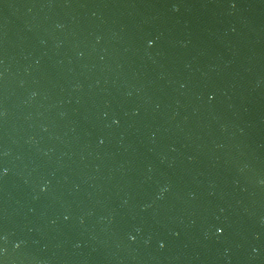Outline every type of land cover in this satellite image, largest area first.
<instances>
[{"label":"water","instance_id":"obj_1","mask_svg":"<svg viewBox=\"0 0 264 264\" xmlns=\"http://www.w3.org/2000/svg\"><path fill=\"white\" fill-rule=\"evenodd\" d=\"M0 264H264V0H0Z\"/></svg>","mask_w":264,"mask_h":264}]
</instances>
